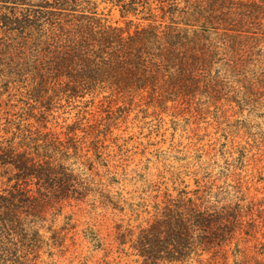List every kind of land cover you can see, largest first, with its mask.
I'll return each mask as SVG.
<instances>
[{
	"label": "trees",
	"instance_id": "16d2710c",
	"mask_svg": "<svg viewBox=\"0 0 264 264\" xmlns=\"http://www.w3.org/2000/svg\"><path fill=\"white\" fill-rule=\"evenodd\" d=\"M34 1L0 17V264H31L40 250L32 219L96 192L97 159L133 113L144 121L171 113L179 124L187 108L199 124L227 96L222 78L249 94L262 89V72L248 77L262 68L254 31L264 0ZM172 180V190L131 206L138 225L121 230L119 244L131 243L142 264H223L233 248L244 254L243 192L219 201L201 179L195 193Z\"/></svg>",
	"mask_w": 264,
	"mask_h": 264
},
{
	"label": "rangeland",
	"instance_id": "374dc122",
	"mask_svg": "<svg viewBox=\"0 0 264 264\" xmlns=\"http://www.w3.org/2000/svg\"><path fill=\"white\" fill-rule=\"evenodd\" d=\"M27 3L30 2L0 0V17L9 16L11 12L23 13ZM106 6L102 4L99 12L108 14L110 7ZM112 13L113 17H118L115 10ZM263 26L254 31L255 38L260 40L257 50L262 51V68L249 73L248 77L252 80L262 72V89L253 85L250 95L239 91L236 78H222L228 89L227 96L213 101L199 124L190 117L187 108L180 112L179 124L172 122L176 120L171 113L163 117L155 115L145 121L133 113L128 122L119 127L120 139L107 143L109 149L97 159L92 178L96 192L90 194L85 203L73 202L61 210H50L44 220L31 218L35 221L34 228L39 230L40 250L28 257L29 263L142 264L133 254L131 243L119 244L121 230L138 225L131 206L172 190V178L179 176L188 185L186 190L192 193L196 191V178L202 180V185L208 183L207 187L220 193L219 201H225L228 192L232 191V195L243 192L245 197L241 198L246 199L243 203L250 213H245L244 229L237 232H242L237 239L247 249L240 256L233 248L228 262L223 264H264ZM159 117L164 121L162 129L156 127L154 120ZM107 191H111L112 203L124 211L113 209L114 204H108L101 197V193L105 195ZM251 201L255 205L249 204ZM247 230L249 236L245 234ZM210 254L202 257L207 259ZM217 259V264H222V260Z\"/></svg>",
	"mask_w": 264,
	"mask_h": 264
}]
</instances>
